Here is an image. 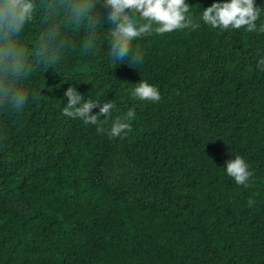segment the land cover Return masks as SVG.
Returning <instances> with one entry per match:
<instances>
[{"label": "trees", "instance_id": "16d2710c", "mask_svg": "<svg viewBox=\"0 0 264 264\" xmlns=\"http://www.w3.org/2000/svg\"><path fill=\"white\" fill-rule=\"evenodd\" d=\"M214 2L187 0L196 30L135 41L139 66L112 62L106 39L96 55L77 44L21 113L0 112V264H264V33L204 24ZM141 79L158 103L131 97ZM70 85L112 100V120L134 108L133 131L66 117ZM236 155L247 188L226 174Z\"/></svg>", "mask_w": 264, "mask_h": 264}, {"label": "clouds", "instance_id": "9594fccd", "mask_svg": "<svg viewBox=\"0 0 264 264\" xmlns=\"http://www.w3.org/2000/svg\"><path fill=\"white\" fill-rule=\"evenodd\" d=\"M262 13L264 7L255 0H225L204 8L199 20L221 31L243 28L264 33V23L257 24ZM105 23L110 27L105 29ZM33 24L39 25L34 35ZM199 27L187 0H0V112L21 113L29 99L36 98L29 88L32 78L41 70L55 69L77 44L84 54L96 55L106 39L112 62L139 66L143 52L133 47L135 41ZM257 68L264 71V57ZM129 92L135 100L158 103L162 99L159 88L143 79ZM64 96L66 117L96 125L98 133L105 132L103 125L111 120L107 134L112 138H125L133 131L134 108L112 120L116 107L112 100L85 98L71 85ZM225 169L237 185L250 186L254 172L244 157L227 160ZM254 203L249 199L250 207Z\"/></svg>", "mask_w": 264, "mask_h": 264}]
</instances>
